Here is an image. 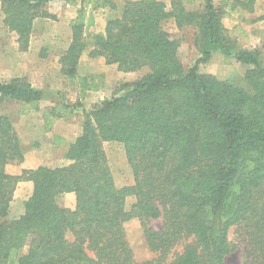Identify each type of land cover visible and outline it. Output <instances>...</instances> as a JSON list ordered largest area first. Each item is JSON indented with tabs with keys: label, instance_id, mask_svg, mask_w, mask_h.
<instances>
[{
	"label": "trees",
	"instance_id": "16d2710c",
	"mask_svg": "<svg viewBox=\"0 0 264 264\" xmlns=\"http://www.w3.org/2000/svg\"><path fill=\"white\" fill-rule=\"evenodd\" d=\"M56 1L78 9L59 60L77 100L62 96L43 109L49 94L27 77L0 81V104L14 107L0 111V264H228L232 228L244 237V264H264V35L261 46L241 47L224 24L232 12L255 13L257 1L200 0L192 10L185 0L171 8L125 0L120 9L115 0H0L20 51L29 50L36 20L55 19L48 7ZM98 9L109 11L106 26L92 33ZM170 21L193 29L199 58L189 69L166 29ZM86 52L141 76L83 108L87 94L105 85L104 75L79 73ZM215 55L249 67L244 85L201 72ZM40 112L47 132L81 113L74 142L52 139L68 165L9 174L26 156L16 117ZM105 143L123 146L132 185H116ZM21 182L33 191L23 215L9 219ZM65 194L75 195V209L60 204ZM132 220L141 223L150 260L135 258L125 230Z\"/></svg>",
	"mask_w": 264,
	"mask_h": 264
},
{
	"label": "rangeland",
	"instance_id": "374dc122",
	"mask_svg": "<svg viewBox=\"0 0 264 264\" xmlns=\"http://www.w3.org/2000/svg\"><path fill=\"white\" fill-rule=\"evenodd\" d=\"M115 1L120 9L125 0ZM161 1L165 2L171 8L174 0ZM222 1L216 0V3L220 5ZM185 2L188 9L198 10L200 8V0H185ZM48 10L55 16V19L38 23L35 28L31 48L27 52H22L19 49L17 36L4 26L0 5V81L8 82L17 76L28 77L33 85L46 90L49 94L48 98L42 104L43 109L60 100L62 96H65L71 101L77 100V92L74 86L60 74L58 60L68 46L70 38L69 22L76 16L78 9L62 2H54L49 5ZM108 12L107 9H98L94 12L96 25L90 30L92 33L104 31ZM118 12V10L115 11V13ZM261 16H264V0H261V3L256 2L255 13L250 14L244 12L241 15L240 13L232 12L224 18V24L230 34L237 40L239 46L256 47L259 38H257V35L255 36V32L254 36L251 35V37L245 34H250L252 30L256 32L264 31V21L258 20ZM166 29L173 38L180 41L179 55L184 67L186 69L191 68L199 58V52L194 45L193 29H178L173 21H170L166 25ZM248 68L236 62L226 64L222 56L215 55L208 64L201 66L200 69L201 72L212 74L221 80H230L244 85V77ZM81 73L86 76L88 74L91 75V73H98L104 74L106 77L105 87L84 101L83 108L88 110L96 102L111 97L116 88L122 83L135 81L141 76V73H121L115 66H106L103 59L93 60L92 62L87 56H84L82 60ZM13 110L14 107L12 105L0 104V111L12 113ZM41 124L42 112L16 117V128L26 148V155L32 160H37L34 168L41 165L53 167L64 164L61 162L62 159L61 161L54 160L55 158L60 159L64 157L62 149L57 151L49 148L46 149L45 143L47 142V137L44 136L45 133L41 128ZM82 124L83 119L80 113L73 120L63 121L62 127L58 129L63 134H66L70 140H76L81 134ZM105 151L116 185L119 188L132 185L134 182L133 172L128 165L123 146L121 144H107ZM7 171L9 174H18L21 172L20 165H9ZM30 183H19L11 204L9 219H17L23 215L25 211L24 203L33 191L30 190ZM59 201L63 207L71 210L75 209V195L66 194ZM133 203L134 197H128V207ZM161 223V220L154 221L153 227L159 228ZM125 230L127 239L135 253L136 260L146 261L152 259L153 254L146 245L144 232L139 220L128 222L125 225ZM229 237L235 246V250L228 257V264H244L246 260V243L244 237L237 228L230 230Z\"/></svg>",
	"mask_w": 264,
	"mask_h": 264
},
{
	"label": "crops",
	"instance_id": "0c3cea01",
	"mask_svg": "<svg viewBox=\"0 0 264 264\" xmlns=\"http://www.w3.org/2000/svg\"><path fill=\"white\" fill-rule=\"evenodd\" d=\"M257 2H259V3H261V0H256ZM56 2H61V1H56ZM52 3H54V2H52ZM51 3V4H52ZM62 3H64V2H62ZM50 4V5H51ZM241 15H242V13H241ZM75 18V17H74ZM73 18V19H74ZM72 19V20H73ZM49 20H51V19H39V20H36V22H35V27H34V31H33V34H32V37H31V43H30V48H31V44H32V42H33V36H34V32H35V28H36V25L38 24V23H40V22H45V21H49ZM71 20V21H72ZM70 21V22H71ZM264 21V20H263ZM70 22H69V27H70ZM69 30H70V38H69V42H68V46H67V48H66V51H67V49H68V47H69V45H70V43H71V29L69 28ZM254 32H255V36L257 35L258 37L257 38H259V40H258V42L256 43L257 45H256V47H259V46H261V42H262V37H263V35H264V31H260V32H256L255 30H252V32L250 33V34H245V35H247L248 37L250 36L251 37V35H253L254 36ZM244 35V36H245ZM29 48V49H30ZM65 51V52H66ZM64 52V53H65ZM64 53H62L61 55H60V57H59V60H60V58H61V56L64 54ZM84 56H87L88 57V52H86L84 55H83V57H82V59H81V62H80V66H79V73L82 75V73H81V65H82V60H83V58H84ZM98 59H103V58H98ZM98 59H91L90 58V60L93 62V60H98ZM59 60H58V63H59ZM103 61H104V63H105V60L103 59ZM92 65H94V64H92ZM105 65L106 66H111V65H107L106 63H105ZM113 66V65H112ZM59 67H60V64H59ZM116 67V66H115ZM117 68V67H116ZM60 70H61V67H60ZM118 70V69H117ZM105 71V70H104ZM103 71V72H104ZM102 72V73H103ZM120 72V71H119ZM105 73V72H104ZM122 73V72H121ZM61 74V73H60ZM89 75V74H88ZM91 75H104V74H98V73H91ZM105 76V75H104ZM17 77H26V76H17ZM14 78H16V77H14ZM28 78V77H27ZM106 78V77H105ZM29 79V78H28ZM29 81H30V79H29ZM31 82V81H30ZM32 83V82H31ZM33 85V84H32ZM73 85V84H72ZM34 87H36L35 85H33ZM104 87H105V85H104ZM103 87V88H104ZM36 88H39V89H42V88H40V87H36ZM102 88V89H103ZM101 89V90H102ZM42 90H44V89H42ZM100 90V91H101ZM44 91H46V90H44ZM100 91H95V92H89L88 94H87V96H86V98L84 99V101L85 100H87V99H89V97L91 98V95H93V94H95V93H97V92H100ZM76 97H77V95H76ZM77 99V98H76ZM83 101V104L85 103ZM93 106V105H92ZM77 118V117H76ZM69 119H61V120H58L57 122H56V124L53 126V128H52V130L50 131V132H47V131H45V129H44V122H43V120H42V129L44 130V133H45V137H47V142L45 143V146H46V149L47 148H49V149H51V150H53V151H57V150H61L62 148H61V146H54L53 145V143H52V139H53V137L54 136H60V137H62V139L64 140V143L66 142V143H68V144H70V143H72V142H74L75 140H70L69 139V137L66 135V134H63V132H60L59 131V129L58 128H60V127H62V125H63V121H68ZM72 120H73V118H72ZM29 121V120H28ZM19 135H20V133H19ZM21 137V136H20ZM22 139V138H21ZM107 144H113V143H105V146L107 145ZM42 147V146H41ZM40 147V148H41ZM42 150H43V148H41ZM40 150V149H39ZM38 154V153H37ZM52 159V158H51ZM61 159H62V161H61ZM55 161H61L62 163H64V164H62V165H59V166H53V168H59V167H65V166H67L68 165V161L67 160H65L64 159V157H62V158H60V159H57V158H55L54 159ZM36 162H37V160L35 161V160H32V159H30L27 155L25 156V161L22 163V164H20V169H21V172L20 173H18V174H12V175H21L22 174V172H23V170H31V169H35V168H37V167H39V166H36L35 168H34V166H35V164H36ZM53 163H54V161H53ZM50 167V166H49ZM11 174V173H10ZM32 183H30L29 185H30V190H33V185H31ZM66 195V194H65ZM74 195V194H73Z\"/></svg>",
	"mask_w": 264,
	"mask_h": 264
}]
</instances>
